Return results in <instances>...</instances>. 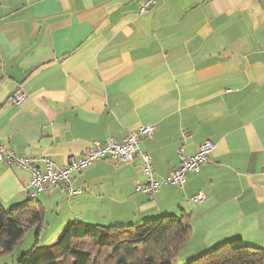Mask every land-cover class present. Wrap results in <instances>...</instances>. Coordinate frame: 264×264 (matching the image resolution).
<instances>
[{
    "label": "crops",
    "instance_id": "0c3cea01",
    "mask_svg": "<svg viewBox=\"0 0 264 264\" xmlns=\"http://www.w3.org/2000/svg\"><path fill=\"white\" fill-rule=\"evenodd\" d=\"M144 1L0 0V143L64 166L93 140L151 124L140 149L163 182L180 149L209 140L199 171L153 198L136 189L147 181L139 156L94 161L72 173L80 194L59 184L35 197L45 225L182 211L191 254L235 237L264 247V0H154L139 12ZM19 87L26 98L10 104ZM29 178L0 162L2 208L28 201Z\"/></svg>",
    "mask_w": 264,
    "mask_h": 264
},
{
    "label": "trees",
    "instance_id": "16d2710c",
    "mask_svg": "<svg viewBox=\"0 0 264 264\" xmlns=\"http://www.w3.org/2000/svg\"><path fill=\"white\" fill-rule=\"evenodd\" d=\"M44 214L35 197L8 210L0 206V255L16 249L27 233L34 232L40 241ZM190 230V216L182 211L138 224L75 220L65 225L52 248L22 252L17 264H173L187 244ZM193 254L186 264H264V247L248 244L241 237Z\"/></svg>",
    "mask_w": 264,
    "mask_h": 264
},
{
    "label": "built area",
    "instance_id": "2783aa9c",
    "mask_svg": "<svg viewBox=\"0 0 264 264\" xmlns=\"http://www.w3.org/2000/svg\"><path fill=\"white\" fill-rule=\"evenodd\" d=\"M154 0H145L139 7V12L150 9ZM26 98L23 88H17L7 99L10 104L18 105ZM154 125H143L137 130L127 133L121 140L109 138L102 142L99 140L91 141L83 150L80 157H70L64 166H59L50 157L23 156L18 155L11 148L0 143V162L14 164L30 172L29 181L26 188L29 187L30 197H36L38 194L48 192L51 186L65 184L66 192L69 197L80 194L82 188L72 187V173L78 172L98 159H108L114 162H129L134 157L139 156L142 159L144 173L147 175L145 184H136V189L147 192L150 198H153L155 192L162 184H173L182 187L186 182L189 173L199 171L200 165L208 160L209 155L214 149V144L206 140L198 147L192 155L179 150V164L172 168L163 182L155 178L151 164V158L148 153L140 149V143L143 139L153 136ZM205 198V193L197 192L191 198L192 201L200 202Z\"/></svg>",
    "mask_w": 264,
    "mask_h": 264
},
{
    "label": "rangeland",
    "instance_id": "374dc122",
    "mask_svg": "<svg viewBox=\"0 0 264 264\" xmlns=\"http://www.w3.org/2000/svg\"><path fill=\"white\" fill-rule=\"evenodd\" d=\"M17 166V165H16ZM8 210V208H6ZM45 222L46 218L44 217ZM67 222V221H65ZM63 225L65 223H62ZM59 224L57 227H48L45 225V229L43 230V236L42 239L39 241L37 240L34 232H30L24 235L23 239L21 240L19 246L14 249L12 252H8L6 254L0 255V264H17V258L18 256L25 251H29L31 248H35L37 250H43L47 246L49 248H52L53 244L57 240V235L62 232L64 229L63 225ZM68 224V223H67ZM66 225V224H65ZM59 232V233H58ZM196 244H187L186 248L182 249L179 255L176 259H174L173 264H186V262L190 259H192L191 250L194 248ZM54 248V247H53ZM206 252V251H204ZM197 254L196 256H198ZM195 256V257H196Z\"/></svg>",
    "mask_w": 264,
    "mask_h": 264
}]
</instances>
